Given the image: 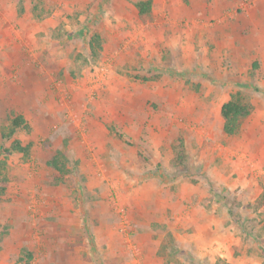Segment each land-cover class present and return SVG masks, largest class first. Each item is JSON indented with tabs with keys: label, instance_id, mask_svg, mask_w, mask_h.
<instances>
[{
	"label": "rangeland",
	"instance_id": "1",
	"mask_svg": "<svg viewBox=\"0 0 264 264\" xmlns=\"http://www.w3.org/2000/svg\"><path fill=\"white\" fill-rule=\"evenodd\" d=\"M137 1L0 0V264H264V0Z\"/></svg>",
	"mask_w": 264,
	"mask_h": 264
},
{
	"label": "trees",
	"instance_id": "2",
	"mask_svg": "<svg viewBox=\"0 0 264 264\" xmlns=\"http://www.w3.org/2000/svg\"><path fill=\"white\" fill-rule=\"evenodd\" d=\"M139 16L142 19H151L153 16V7L151 0H138L134 3ZM101 37L95 34L89 41V48L93 57L99 56V51H102L103 45ZM253 106L249 100L245 98L244 93L237 92L233 94L228 102L221 109V116L224 120V132L228 136H236L242 129L243 123L251 116ZM29 126L23 116L18 115L10 120L8 126L0 127V139L9 146L4 150L7 155H22L25 158L31 156L32 145H24L17 135L28 129ZM176 160L180 165H183L185 156L181 150L177 149ZM67 157L61 151L47 161V165L57 171L61 176L56 181V184L61 182L63 176L69 174L67 168ZM12 181V175L9 165L6 161H0V196H4L7 191V185ZM0 239V243H1ZM1 249V247H0ZM34 257L32 252H26L24 257L20 259L21 264H32Z\"/></svg>",
	"mask_w": 264,
	"mask_h": 264
}]
</instances>
